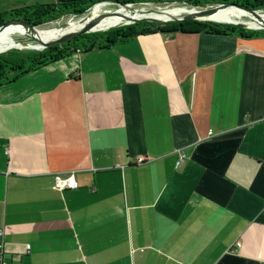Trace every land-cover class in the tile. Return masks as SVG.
Returning a JSON list of instances; mask_svg holds the SVG:
<instances>
[{
	"label": "crops",
	"instance_id": "0c3cea01",
	"mask_svg": "<svg viewBox=\"0 0 264 264\" xmlns=\"http://www.w3.org/2000/svg\"><path fill=\"white\" fill-rule=\"evenodd\" d=\"M0 231L7 264H264V37L156 31L0 85Z\"/></svg>",
	"mask_w": 264,
	"mask_h": 264
},
{
	"label": "trees",
	"instance_id": "16d2710c",
	"mask_svg": "<svg viewBox=\"0 0 264 264\" xmlns=\"http://www.w3.org/2000/svg\"><path fill=\"white\" fill-rule=\"evenodd\" d=\"M57 3L54 9L49 11V17L57 19L65 14L80 15L88 11L93 4L108 1V2H121L122 0H56ZM159 3H171V2H188L191 4H197L204 6L205 4H212L210 1L201 3L199 0H151ZM220 1V4H232L241 7V11H264V0H237L240 3H232L234 0H216ZM236 1V0H235ZM124 2V1H123ZM243 3V4H241ZM218 5V3H217ZM17 9L11 10L7 14L6 18H19L18 20L24 21L30 24L31 16L35 15L38 11L36 6H28L23 12H16ZM47 12H45L46 15ZM6 14H1L3 17ZM226 17L229 21L234 19ZM48 19V18H47ZM217 20L216 18H213ZM5 19L1 20L4 22ZM217 21L201 22L197 19H189L183 22H165L157 23L148 20L139 21L131 26H127L126 29L122 27L110 28L108 30H98L88 33H82L76 35L69 40L56 43L55 48H48L45 53H39L35 51H8L0 53V85L9 83L15 80L17 77L23 76L33 70L41 68L47 64L58 61L64 57H68L77 52H89L94 49H107L117 42H127L139 35L148 33H154L156 31L164 33H185V34H197L205 32L208 34L223 35V34H235L244 39H252L256 37H264V29H246L243 26H239L236 22L227 23L226 21L219 19ZM235 21V20H234ZM251 26H259L251 24ZM23 28V27H22ZM14 43V42H12ZM22 45H19L21 48ZM14 71V75L9 74Z\"/></svg>",
	"mask_w": 264,
	"mask_h": 264
},
{
	"label": "rangeland",
	"instance_id": "374dc122",
	"mask_svg": "<svg viewBox=\"0 0 264 264\" xmlns=\"http://www.w3.org/2000/svg\"><path fill=\"white\" fill-rule=\"evenodd\" d=\"M124 1V2H123ZM198 1V0H197ZM201 3H205L206 1H210L212 2V4H205L204 6L201 5H197V4H191L188 2H171V3H159V2H154L151 0H122L121 2H102V4L99 6L98 9V15L95 17H89V15L91 14V12L93 11L94 7H96L97 5H99L100 3H96L93 4L92 7L84 12L83 14L80 15H76V14H65L63 16H60L57 19H52L49 17V11L54 9L55 4L57 3L56 0H53L51 2L48 3H42V4H37L34 5L38 8V11L35 13V15L31 16L29 19H31L30 22V26H32L36 31H31L32 34H37V32L39 30H47V29H53V28H59V27H64V26H68L69 23L74 22V21H84L85 18H87L85 20V22L83 23L81 28H85V27H89V28H105L103 23H101V21L103 20H99L97 23L91 24L89 22H91L93 20V18H97L98 16H106L105 18H109V17H116L117 15H121V14H125L127 13L128 10H132V9H136V10H145L151 14H156L162 11H166L169 9H181L183 10V12H181L180 14L177 15H172L170 16L169 19L172 18H181L186 16L189 13L195 12L197 10H201V9H205V8H210V7H214L217 5H222L220 4V1H216V0H199ZM191 2H196L191 1ZM232 3H240L239 1H231ZM243 4V3H241ZM25 8L27 7H23V8H19L17 9L16 12H23V10H25ZM222 10H226L225 11V15L229 18L234 19V22H243L246 23L247 27H245L246 29H258L262 26V24L260 22H250L252 21L253 18H256V16H259L261 18L264 19V11H258L257 15L252 14V13H244L243 11H241V9H238L235 5H228L226 7H223ZM45 12L46 15H45ZM116 13V14H115ZM120 13V14H117ZM7 16H9L8 14L4 15L3 17H0V24H1V20L5 19L4 22H2L3 24L7 23L8 21H13V20H18L19 18H6ZM151 16V15H150ZM154 17V16H151ZM48 18V19H47ZM139 17H133V20H136ZM217 20H219L220 18H216ZM131 20L125 21L122 24L115 26L114 28H120L122 27L123 29H126L127 26H131L137 22H131ZM198 21L201 22H206V21H214V22H222V21H217L214 19H210V18H206V19H197ZM142 21V20H141ZM28 22V21H27ZM139 22V21H138ZM258 24L259 26L255 27V26H251V24ZM114 24H118V23H111L109 24V26L114 25ZM17 25L19 24H11V28L9 30H5L4 29V33L3 36L6 37L8 39V43L7 41H0V53H4V52H8V51H17V50H23V51H35V52H39V53H45V50H47L48 48H55L56 44H53L49 47H47V45L51 42L54 41L56 39H60L62 38L64 35H66L68 32H64V33H55L53 35H49L51 36L53 39L50 40H44L42 39V42H39L37 40H34L30 37L27 36V30L25 29L24 26L23 29L26 30V32L23 34L21 32H18L17 30ZM9 27V26H8ZM14 28V29H13ZM14 30V31H13ZM55 37V38H54ZM14 42V43H12ZM22 45L21 48H19V45ZM66 58V57H64ZM63 59V58H62ZM14 75V71L9 73Z\"/></svg>",
	"mask_w": 264,
	"mask_h": 264
},
{
	"label": "water",
	"instance_id": "95a60500",
	"mask_svg": "<svg viewBox=\"0 0 264 264\" xmlns=\"http://www.w3.org/2000/svg\"><path fill=\"white\" fill-rule=\"evenodd\" d=\"M228 5H231V4H222V5H216L214 7H210V8H205V9H201V10H197L195 12H192V13H189L187 14L186 16L184 17H181V18H172V19H161V18H157V17H151V16H148L149 12L145 11V10H136V9H132L131 11L132 12H140L141 14H144L145 16H142L140 18H137L136 20H131L133 19L132 16H128L127 14H121L122 15V18L125 19L126 21L128 20H131V22H138V21H141V20H148V21H153V22H157V23H165V22H183V21H186V20H189V19H206V18H212L214 16H216L218 14V12L220 10H222L223 7H226ZM238 9H241V7L235 5ZM242 10V9H241ZM245 12V11H244ZM248 13H252V14H255L257 15L258 11H253V10H249V11H246ZM117 14H120V13H117ZM106 16L102 15V16H98L97 18H93V20L89 23L91 24H94V23H97L99 20H102L104 19ZM256 19L258 20V22H260L262 24V26L258 29H264V19L259 17V16H256ZM227 23H234V21H226ZM123 22L121 23H118V24H114V25H111L107 28H89V27H85V28H79L78 30H71L69 31L66 35H64L62 38L60 39H56L54 41H51L47 47L53 45V44H56V43H62V42H65L67 40H69L70 38L76 36V35H79V34H82V33H88V32H93V31H98V30H108L110 28H113L115 26H118L120 24H122ZM239 26H243V27H247L246 23H243V22H236ZM11 24H19V25H22L25 27V29L27 30V36L34 39V40H37L39 42H42V39L39 38V34L37 32V34H32L31 31H36L32 26H30L29 23L27 22H24V21H20V20H13V21H8L7 23L3 24L0 26V33L5 29L7 28L8 26H10ZM64 27H67V26H64Z\"/></svg>",
	"mask_w": 264,
	"mask_h": 264
},
{
	"label": "bare ground",
	"instance_id": "6f19581e",
	"mask_svg": "<svg viewBox=\"0 0 264 264\" xmlns=\"http://www.w3.org/2000/svg\"><path fill=\"white\" fill-rule=\"evenodd\" d=\"M101 4L97 5L96 7H94L93 11L91 12V14L89 15V17H95L98 15V9H99V6ZM225 11L226 10H220L218 12V14L216 16H214L213 18H220L224 21H229L226 17H224L225 15ZM181 12H183V10L181 9H169V10H166V11H162V12H159V13H156V14H151L149 13L148 16H154V17H157V18H161V19H169L170 16L172 15H177V14H180ZM116 14V13H115ZM128 16H132V17H142V16H145L144 14H141L140 12H132L131 10H128L127 13ZM87 18H85L86 20ZM84 21H74V22H71L69 23V25L67 27H59V28H53V29H47V30H39L38 31V36L40 39H44V40H50V39H53L51 36L49 35H53L55 33H64V32H69L71 30H78L79 28L82 27L83 23L85 22ZM126 20L122 18V15H117L116 17H109V18H104L101 23H103L104 27L107 28L109 27V24L111 23H121V22H125ZM250 22H258V20L256 18H253L252 21H249L248 23ZM11 28V26L7 27L5 30H9ZM14 29V28H13ZM17 30L18 32H21V33H25L26 30L22 28L21 25H17ZM14 31V30H13ZM3 33H4V30L0 33V41H7L8 43V39L6 37L3 36ZM55 38V37H54Z\"/></svg>",
	"mask_w": 264,
	"mask_h": 264
},
{
	"label": "built area",
	"instance_id": "2783aa9c",
	"mask_svg": "<svg viewBox=\"0 0 264 264\" xmlns=\"http://www.w3.org/2000/svg\"><path fill=\"white\" fill-rule=\"evenodd\" d=\"M185 161H186V154L180 153L178 160L176 162V166L180 167L181 165L184 164ZM55 186L59 190H65L68 188L76 189L79 187V184L73 172L68 174L58 173L55 175ZM2 236H3V232L0 231V264H7L4 258L5 250H4V244L2 243ZM236 245L237 247H240V242H237Z\"/></svg>",
	"mask_w": 264,
	"mask_h": 264
}]
</instances>
